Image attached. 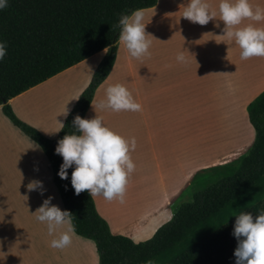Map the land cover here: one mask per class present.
Segmentation results:
<instances>
[{"label":"crops","instance_id":"obj_1","mask_svg":"<svg viewBox=\"0 0 264 264\" xmlns=\"http://www.w3.org/2000/svg\"><path fill=\"white\" fill-rule=\"evenodd\" d=\"M205 2L218 12L220 0ZM249 2L264 8V0ZM188 3L156 0L143 9L146 33L154 37H149L151 56L134 59L117 39L112 66L92 95L91 101L99 102L106 99L108 86L120 83L142 111L95 112L90 101L83 115L85 119L101 117L104 126L128 141L145 134L150 159L142 162L152 161L155 170V181L144 190L149 207L115 220L109 201L102 196L91 198L110 233L133 243L146 240L136 238L147 230L149 238L172 216L182 203L178 196L196 171L219 165L228 154L226 147L211 149L216 146L214 116L238 114L250 128L245 107L264 90V57L241 60L240 48L220 37L224 23L219 15L206 26L191 23L182 17ZM248 23L264 27V21L248 20L241 26ZM180 52L186 56L185 63L176 60ZM103 55L104 50L96 52L12 97L7 101L12 113L43 137L54 138L64 111L71 109ZM251 135L252 140V130ZM136 150L137 146L130 150L132 160ZM137 173L143 174L135 169L132 178ZM32 181L42 182L43 194L40 189L28 190ZM50 196L51 204L63 211L45 156L0 110V264H98L93 243L77 235L63 250L50 247L65 229L49 236L47 225L34 215Z\"/></svg>","mask_w":264,"mask_h":264},{"label":"trees","instance_id":"obj_2","mask_svg":"<svg viewBox=\"0 0 264 264\" xmlns=\"http://www.w3.org/2000/svg\"><path fill=\"white\" fill-rule=\"evenodd\" d=\"M155 1L7 0L8 6L0 9V42L7 47L0 60V110L40 148L62 207L73 215L75 235L93 243L98 264H235V216L250 212L255 218L264 209V90L245 107L253 137L244 152L195 172L191 199L144 241L112 235L88 192L75 194L74 169L67 170L68 179L58 175L63 159L55 154L57 142L75 132V116L83 118L114 61L120 31L114 25L122 13L152 7ZM105 48L54 138L43 137L14 116L9 99Z\"/></svg>","mask_w":264,"mask_h":264},{"label":"clouds","instance_id":"obj_3","mask_svg":"<svg viewBox=\"0 0 264 264\" xmlns=\"http://www.w3.org/2000/svg\"><path fill=\"white\" fill-rule=\"evenodd\" d=\"M7 6V0H0V9ZM210 7L205 0H189L182 17L191 23L206 26L219 15V20L224 23L223 35L220 37L234 42L240 48L241 60L264 57V27H256L254 23L241 26L245 20L257 23L264 21V8L253 6L249 0H220L218 12L210 10ZM143 21L144 10L136 9L130 14L122 13L118 24L114 25L120 29L118 42L130 57L137 60L151 56L149 49L152 40L149 37L153 36L146 33ZM107 49L104 51L107 52ZM6 54V42H0V60ZM176 60L185 63L184 52L178 53ZM91 105L95 112L97 109L115 113L142 111L141 104L135 102L131 92L120 83L108 86L106 99L91 101ZM63 115L67 117V109ZM60 124L62 129L64 125ZM73 126L75 132L66 134L55 148V154L63 159L59 177L68 179L67 170L75 166L71 173V185L77 196L87 191L91 198L102 196L109 202L115 199L123 204L128 179L136 168L129 154L137 146L135 137L130 141L126 140L104 126L99 116L85 119L77 115ZM37 189L43 194L41 181L28 184L29 191ZM52 199L51 196L45 199L34 215L38 222L47 225L49 236L56 234L59 229H65L50 242V247L63 250L72 244V236L75 235L73 215L52 205ZM235 217L233 235L238 241L234 251L235 264H264V209L255 218L250 212H241Z\"/></svg>","mask_w":264,"mask_h":264},{"label":"rangeland","instance_id":"obj_4","mask_svg":"<svg viewBox=\"0 0 264 264\" xmlns=\"http://www.w3.org/2000/svg\"><path fill=\"white\" fill-rule=\"evenodd\" d=\"M242 118L243 117L239 116L238 114H218L214 116L213 119L217 123V130L213 132L216 138V141H214L216 146L212 147L211 149L222 150L224 147H226L228 152L226 157L218 161L220 163L217 162V164L227 162L237 155L243 153L246 147L249 145L252 136L251 130L249 127H247V125L244 124V120ZM230 139L231 143L229 142ZM136 144L137 150L134 153L135 159L132 161L136 165V171L142 172L143 174L141 175V173H137L134 178H132V174L130 175L128 184L126 186L125 202L123 204H121L119 200L115 199L109 202L111 209H113L112 215L115 220L117 216H120L122 219L129 215L140 212V210L146 208V206L149 207V197L147 194H145L148 191L145 192L144 190L145 188L148 190V187L151 188L153 182L155 181L154 163L152 161L142 162L145 160L148 161V159H150L149 148L145 134L141 135L140 137L138 136ZM188 183L189 185L186 186L185 191L178 196V200H180L182 203L191 199V191L194 190V186L192 183H190V179L188 180ZM122 210L130 211L126 213V211L121 212ZM119 212L121 213L120 215ZM148 233L149 230H147V232L144 231L136 239H147Z\"/></svg>","mask_w":264,"mask_h":264}]
</instances>
